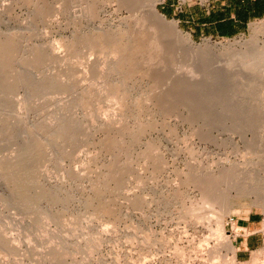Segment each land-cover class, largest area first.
<instances>
[{
  "label": "rangeland",
  "instance_id": "1",
  "mask_svg": "<svg viewBox=\"0 0 264 264\" xmlns=\"http://www.w3.org/2000/svg\"><path fill=\"white\" fill-rule=\"evenodd\" d=\"M151 1L0 0V264H264V75L201 50L264 23L195 39Z\"/></svg>",
  "mask_w": 264,
  "mask_h": 264
},
{
  "label": "crops",
  "instance_id": "2",
  "mask_svg": "<svg viewBox=\"0 0 264 264\" xmlns=\"http://www.w3.org/2000/svg\"><path fill=\"white\" fill-rule=\"evenodd\" d=\"M175 0H168L164 9L195 39L233 38L245 34L254 25L264 23V0H195L177 11ZM259 219L254 214L237 221L243 232L234 235L235 257L249 258L261 246Z\"/></svg>",
  "mask_w": 264,
  "mask_h": 264
},
{
  "label": "bare ground",
  "instance_id": "3",
  "mask_svg": "<svg viewBox=\"0 0 264 264\" xmlns=\"http://www.w3.org/2000/svg\"><path fill=\"white\" fill-rule=\"evenodd\" d=\"M160 0H152L149 5L150 7V12L156 20L159 19L161 21H164L163 17L159 14V12L157 11V4ZM145 6V5H144ZM134 9V8H133ZM133 11V10H132ZM131 12V11H130ZM137 16V15H136ZM141 17V16H140ZM134 18H137L138 20V17H134ZM142 18V17H141ZM139 18V19H141ZM144 19V17H143ZM154 19V20H155ZM141 22V21H140ZM171 27V26H170ZM173 32L176 33V38H177V41H179L180 43H183V44H187L188 45V52H187V55L188 56H192L193 53H194V49H193V45H192V41L191 40H186L184 39L181 34L177 31V28H176V25H173V27H171ZM257 30V29H256ZM159 32V31H158ZM163 32V31H162ZM160 33V32H159ZM159 35V34H158ZM157 35V36H158ZM156 36V35H155ZM160 36H162V34L160 33ZM147 37V36H145ZM154 38V37H153ZM159 37L155 38V41H161V40H157ZM148 39V38H147ZM160 39V38H159ZM149 40H151L149 38ZM148 40V41H149ZM153 40V39H152ZM151 40V41H152ZM251 41V42H250ZM248 43V45L245 44V46L243 47L244 49H241L240 50H236V49H226V48H222L220 50H214L213 48H211L210 46H206V48H203L201 49L202 50V53L203 55H213L215 56V59L216 57L220 58L218 59V64L219 66L221 67L222 70H226L228 71V73L230 75H232V77H235L237 76H240L241 73H243L242 75L243 76H246V77H252L251 75L253 74V77L254 76H263L264 75V42L263 43H260L258 42L257 39H252L250 40ZM178 42V43H179ZM154 43V42H153ZM151 44V43H150ZM52 48V47H51ZM53 52V51H52ZM143 52V51H142ZM51 53V52H50ZM145 53V52H144ZM54 54V52H53ZM111 55V53H110ZM113 55V54H112ZM50 56V55H49ZM115 56V55H114ZM118 56V55H117ZM56 58H58L57 56H55ZM127 59V58H126ZM206 59V58H205ZM223 60V61H222ZM123 61V60H122ZM117 66V65H116ZM240 72V74H239ZM241 75V76H242ZM237 76V77H238ZM50 82V80H48ZM45 84V83H44ZM48 84V83H47ZM262 93V92H261ZM261 95V96H260ZM259 96L261 98L264 99V93L262 94H259ZM258 96V97H259ZM257 98V97H256ZM260 98V99H261ZM259 99V98H258ZM259 99V100H260ZM263 102V101H262ZM262 104V103H261ZM264 104V102H263ZM264 106V105H263ZM69 121V120H68ZM66 125V124H65ZM71 125V124H70ZM65 127V126H64ZM69 128V127H68ZM69 131V130H68ZM64 135V134H63ZM26 152V151H25ZM28 153V152H27ZM39 182V181H38ZM93 186V185H92ZM213 193V191H212ZM211 193V194H212ZM206 194V193H205ZM205 196V195H204ZM207 197V200L208 201L207 203H209L212 207H214V204H218V203H221L222 202V199L220 200V198H216L214 195H208L206 194ZM39 199V198H38ZM44 199V198H43ZM206 199V198H205ZM223 203V202H222ZM208 204V205H209ZM224 204V203H223ZM222 205V204H221ZM229 206V205H228ZM226 208V209H225ZM223 212L225 210H227V207H225ZM211 209V208H210ZM226 212V211H225ZM221 223V222H220ZM221 232V230H220ZM223 233V232H222ZM9 242V241H8Z\"/></svg>",
  "mask_w": 264,
  "mask_h": 264
},
{
  "label": "built area",
  "instance_id": "4",
  "mask_svg": "<svg viewBox=\"0 0 264 264\" xmlns=\"http://www.w3.org/2000/svg\"><path fill=\"white\" fill-rule=\"evenodd\" d=\"M236 223V222H235ZM228 224H229V226H230V231L229 232H231L232 231V221L230 220L229 222H228Z\"/></svg>",
  "mask_w": 264,
  "mask_h": 264
}]
</instances>
